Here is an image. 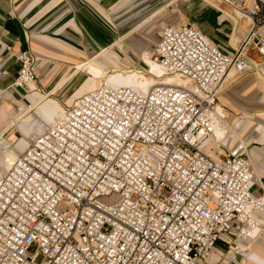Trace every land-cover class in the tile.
<instances>
[{
    "label": "built area",
    "instance_id": "built-area-1",
    "mask_svg": "<svg viewBox=\"0 0 264 264\" xmlns=\"http://www.w3.org/2000/svg\"><path fill=\"white\" fill-rule=\"evenodd\" d=\"M221 2L248 21L232 55L193 24L165 26L151 58L184 84L99 85L29 140L0 177V264H208L222 235L235 250L256 235L248 144L221 158L204 146L229 71L264 80V0ZM14 56L11 86L28 87L36 56Z\"/></svg>",
    "mask_w": 264,
    "mask_h": 264
},
{
    "label": "crops",
    "instance_id": "crops-1",
    "mask_svg": "<svg viewBox=\"0 0 264 264\" xmlns=\"http://www.w3.org/2000/svg\"><path fill=\"white\" fill-rule=\"evenodd\" d=\"M202 1L206 5L205 9H214L200 12V16L204 17L202 23L210 32H205L202 26L200 28L191 22L187 23L193 24L226 55H232L233 49L229 48L228 41L231 31L236 30L237 33L240 29V23H233L220 12L219 8H224L221 0L217 1L222 3L223 8ZM153 3V0H0V177L7 171V155L13 152L18 156L27 147L25 137L33 129L37 131L45 120L51 123L54 118H59L62 111L70 107L81 94L92 90L87 75L82 72L87 70L77 69L78 64L98 59L110 49L119 55L123 50L117 45L122 44L124 36L129 33L131 35L125 39V43L131 47L136 45L134 38L139 40L141 46L149 44L151 47L150 39L155 35L156 28L145 25L153 20L154 11L162 7H149ZM218 12L223 17L221 21ZM157 25L159 30L155 47L163 27L178 26L161 25L159 22ZM245 32L237 33L240 41ZM155 47L151 49L152 54ZM25 49L31 50L36 56V80L28 87L14 88L11 84L19 68L14 54ZM125 52L135 54L132 49ZM251 54L257 57L254 51ZM100 83H93V88ZM262 83L255 75L244 74L233 87L224 88L220 96L223 107L229 105L234 111L246 110L242 121L229 112L233 116V125L248 121L257 123L244 139L249 144V156L255 167V177L251 182L255 194H261L256 179L260 178L264 186ZM37 99L40 102L45 100V103L38 107L37 116H32L30 112L39 104ZM69 100L71 102L68 104ZM13 126L17 130L14 131ZM36 131L35 134L38 133ZM17 133H22L24 137L17 138ZM12 137L14 140H11ZM227 139V142L213 144L217 146L213 149L217 158L225 156L236 144L231 135ZM14 143V147L9 148ZM252 219L258 223L256 235L237 240L240 245L238 250L233 247L237 242L232 234L222 235L208 258V264H264V215L255 211Z\"/></svg>",
    "mask_w": 264,
    "mask_h": 264
},
{
    "label": "rangeland",
    "instance_id": "rangeland-1",
    "mask_svg": "<svg viewBox=\"0 0 264 264\" xmlns=\"http://www.w3.org/2000/svg\"><path fill=\"white\" fill-rule=\"evenodd\" d=\"M153 1H154V3L150 4L149 7L153 6L154 9L159 7V6H162V7H159L158 9H156L154 11L156 13H155V16H154L153 20H151V23L149 22V23H147L145 25V27H148V28H150L152 26H155V28H156L155 35H153L152 38L150 39L151 40V42H150L151 47L149 46V44H148V46L146 44L141 46L140 42H138L139 40L137 41V38H134L135 41H136V45L134 44L135 47H131L129 44L125 43V42H127V41H125V39L131 35L129 33L128 35L124 36V40H123L122 44L117 45V46H119V48H121L123 50V52H121V53L119 52V55L118 54L115 55V53L110 49V48L113 47V46H111V47L108 48L110 50L107 51L105 54H103L104 56L99 57L98 59L96 58L95 60L88 61L91 64L93 63L92 65H94L95 67H98L99 69H101L103 71L102 76H99V77H96L93 74V72L90 71V70H87L88 72L87 71H82V72H84L83 73L84 75L85 74L87 75V79H88V82L90 83L91 89H93V83H94V85H95V82L103 83L104 82V76H106L107 74L114 73L115 71H117V72H125V71L139 70V71H143L147 76H153L150 73H147V68L145 67V65L142 62L141 55H142L143 51H146L149 54L150 58H151V54H152V50L151 49H153L155 47V43L157 42V37L156 36H157V30H159V29H157L159 27L157 25L158 22L161 23V25L162 24L163 25H166V24L177 25L181 21L191 22V23L197 25L200 28L202 26V29L205 32H210L209 29H206V27L202 23V19L204 17L200 16V14H201L200 12L203 11L202 13H205V12H209V10L212 11L214 9H212V8L211 9L210 8H206L205 9L206 5H204L202 0H153ZM204 1H206L208 4H211V2H212L213 4H211V5L221 6L223 8L222 3H220L217 0H204ZM223 9L227 10L226 7L223 8ZM220 12H218L217 14H218V16H220L219 18H220V21H221L223 19V17H222ZM223 15L225 16L224 13H223ZM226 16H228V15H226ZM239 23H240V29L237 31L238 34L242 33L243 30H246L245 22L243 23V22L239 21ZM237 33L235 31V38H234V35H231V37L229 39L230 43L232 45H234V42H235V47L237 46V44L240 43V39H238ZM131 38L133 39V36ZM231 40H232V42H231ZM237 40H239V41H237ZM136 47H139V48L137 49ZM230 47L231 46L229 45V48ZM127 49H132L135 54H132L131 52L126 54L125 51ZM116 57H117V59H116ZM85 63H87V62H85ZM170 76H173V75H170ZM157 79H160V78H157ZM239 79H240V77H237V76L233 75L229 80H227L225 82L223 88L230 89L231 87H233L235 85V83ZM47 97L48 96H46V98ZM39 100L40 99H37V101H39ZM221 100H222V98H221ZM70 102H71V100H69L67 103L69 104ZM222 102L225 103V100H222ZM44 103H45V100H43V101L41 100V102L39 101V104L37 103V106L34 109V111L32 110L30 112V113H32V116L33 115L37 116L36 111H37L38 107L41 106V105H44ZM223 108H224V111H225L226 115L229 118H233V116L229 113V112H232L233 114H235L234 116H236L239 120H241V121L244 120L245 117H244L243 113L246 110L239 109V110L234 111V110H232L230 108L229 105H226V107H223ZM54 120H55V118L53 119V121ZM49 123H50L49 121L45 120L41 125H39L37 131L33 129L30 132L29 136L25 137L27 145H28V142H29L28 139L31 138V136L33 134H35L34 131L38 132L39 130L44 129L45 127L48 126ZM256 124L257 123L254 122V121L253 122L252 121H248V122H244V123L243 122L239 123L238 125L234 126V129H235L237 135H236V133H233V132L231 133V131H229L228 134H227V138H228V136H230V134H232L231 136L236 137V138H238L241 141H246V140H244L246 134L251 132L252 129L256 126ZM13 128H14V131L17 130V128H15V126H13ZM6 135H7V133H6ZM16 135H17V138L24 137V135L22 133L21 134L17 133ZM11 140H14L13 137H12ZM227 140L228 139H226L224 142H227ZM22 142H24V140ZM14 145H15V143L12 144L11 146H9V148H13ZM226 146H229V145H226ZM10 154H8L7 157ZM118 199H119L118 195L117 194H113V195H110V196L101 197L100 201H102L103 203H106V204H111V203L117 202ZM33 250H34V246H32L30 248V251H33ZM39 260H40V257H38L37 261H39Z\"/></svg>",
    "mask_w": 264,
    "mask_h": 264
},
{
    "label": "bare ground",
    "instance_id": "bare-ground-1",
    "mask_svg": "<svg viewBox=\"0 0 264 264\" xmlns=\"http://www.w3.org/2000/svg\"><path fill=\"white\" fill-rule=\"evenodd\" d=\"M219 10H221V8H219ZM221 11L225 15L228 14V12H226L224 9ZM232 18L234 21H236V23L239 21L243 22V23L245 22V28L247 30L248 21L246 19H244V18L236 19L234 16ZM182 22H184V21H182ZM235 31L236 30H234L233 32L231 31V34L234 35V38H235ZM231 42H232V40H231ZM229 45L232 48H234L235 42H234V45H232L230 43V40H229ZM141 58H142L143 64L147 68V73H150L153 76H147L143 71H139V70L125 71V72L115 71L114 73L107 74L106 76H104V82L100 83V85L106 84V85H110V86H129V87L138 88L142 91H147L156 83H160V84H163V83H165V84H184V81L181 78H179L178 76H170V75H164L163 76L162 68L158 65V63L156 61H154L153 59L150 58L149 54L146 51H143ZM92 64L90 62L80 63L76 66V68L77 69L83 68L86 70H90L93 72V74L96 77L102 76L103 71L101 69H99L98 67H95ZM232 71L233 70L229 71V73L226 76L225 81L229 80L233 76ZM156 76H160V79H157ZM261 80L264 82L263 79H261ZM32 83L33 82H29L28 86ZM223 90H224V88L222 86L221 92L218 96V103L216 105V111L214 113V118H215L214 134L208 140V142H206V144L204 146V151L206 153L210 154L213 158H217V155L215 156L213 154V150L211 149V146L213 144L218 143V142H224L227 139V134L229 131H231V133L232 132L236 133V131L234 129L235 124L233 125V118H229L226 115L224 109L222 108L223 106H222L221 101H220V96H221V93L223 92ZM62 113H63V111H62ZM61 116H62V114H61ZM61 116H59V118ZM221 117H222V119L220 120ZM59 118L56 117L55 120L52 121L51 123H49L48 125H52ZM42 130L43 129L39 130L38 133L41 132ZM230 135H232V134H230ZM236 135H237V133H236ZM233 138H235L236 143L239 141L238 138H236V137H233ZM234 146H233V148H234ZM17 157H18L17 154L12 152L6 158V167L10 168V166L13 164L14 160ZM252 164H253V162H252ZM7 168H6V170H7ZM254 170H255V167H254ZM254 227L256 228V226H254ZM248 231H250V229H248Z\"/></svg>",
    "mask_w": 264,
    "mask_h": 264
}]
</instances>
